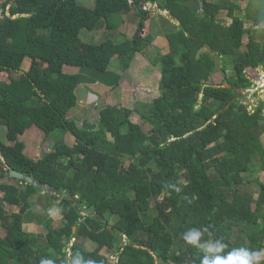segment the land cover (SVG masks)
I'll return each mask as SVG.
<instances>
[{
  "label": "trees",
  "instance_id": "trees-1",
  "mask_svg": "<svg viewBox=\"0 0 264 264\" xmlns=\"http://www.w3.org/2000/svg\"><path fill=\"white\" fill-rule=\"evenodd\" d=\"M131 1L94 0L93 8L78 0L1 5L9 6L14 18L0 20V127L6 129V142L0 138V181L10 179L8 168L50 191L43 197L41 188L13 179L0 184L5 204L18 207L9 213L0 203V264L42 259L65 264L77 253L110 264L101 252L113 251L116 242L122 246L116 264H200L203 253L182 238L189 229H207L200 243L220 239L227 246L224 254L239 247L264 250V183L254 176L264 171V87L252 113L239 100L253 86L245 69L264 73V0H236L245 3L244 19L230 0H143L157 3L178 23L165 33L169 51L158 59L159 95L138 111L148 129L109 105L94 124L79 127L67 116L78 103L81 74H66L64 68L104 74L114 64L124 73L156 36L84 45L82 30L95 31L102 22L115 31L133 9L143 17L138 1ZM223 11L226 17L220 19ZM245 20L254 28L246 29ZM204 48L229 59L222 69L233 70L226 87L209 84L215 62ZM26 59L30 67L23 72ZM32 127L45 139L68 134L74 144L59 141L53 151L31 159L20 137ZM243 174L254 176L257 198L235 189ZM36 195L40 204L48 201L41 213L33 211ZM55 206L63 226L52 230L47 208ZM34 222L47 230L41 247L23 230Z\"/></svg>",
  "mask_w": 264,
  "mask_h": 264
},
{
  "label": "rangeland",
  "instance_id": "rangeland-1",
  "mask_svg": "<svg viewBox=\"0 0 264 264\" xmlns=\"http://www.w3.org/2000/svg\"><path fill=\"white\" fill-rule=\"evenodd\" d=\"M5 1V0H0ZM212 2H221L224 0H210ZM232 3L240 7V11L236 12L240 18L244 19V8L245 3L238 2L236 0H230ZM78 2L87 7L93 8L94 0H78ZM142 6V10L145 11V15L142 17L137 14V10L123 14L125 19L124 25L117 28L115 31H107L104 23L99 22L95 31L88 32L82 30L80 38L85 46L91 47L94 44H100L106 38H109L117 43H122L126 39L133 38L136 34L143 38L150 34H155V38L148 47L143 49V53L137 54L131 64V67L124 73L119 72L114 64L110 67L107 73L101 74L94 70H85L72 67H65L64 71L66 74H81V82L78 83L76 87V96L78 103L74 109L68 114V119L73 120L77 123L79 127H82L86 124H94L97 121V114L99 110L105 106H115L119 109H123L127 112L129 119L135 124H142L138 114L143 112L144 108L142 104H150L153 99L158 97V85L161 77V66L158 63V59L161 55L169 51L168 40L165 36V33L173 32V27L171 25H178V23L170 16L168 12L160 11L157 8V3L154 4H139ZM147 9V10H146ZM153 15V17L151 16ZM226 12L223 11L220 15V19H225ZM151 18V22L148 28V22ZM133 19V22H132ZM122 20V18H121ZM122 24V23H121ZM246 29H253L254 27L250 22L245 20ZM149 33V34H148ZM248 42V36L244 38V45ZM261 45H264V41L260 42ZM202 53L209 54L215 62L214 72L211 76L209 82L210 85L216 87H226V77L232 75L233 70L232 66H227L225 74L222 72V69L226 68L228 65V60L224 58L221 60L215 53H212L209 49L204 48ZM115 59V57H114ZM25 60L22 64L21 70L23 71L26 67ZM43 68V66L41 65ZM245 74L252 81L253 86L249 90H245L240 93L239 100L240 105L245 106L248 111L251 113L254 111V108L258 105V102L263 99L262 88L264 87V73L261 68L252 69L246 68ZM4 80H8L5 76ZM144 130L148 129L147 125H143ZM6 129L0 127V138L2 141L6 142L5 138ZM56 134H52L51 138H44L43 133L38 130L36 127H32L30 130L20 137V139L25 143L26 150L25 153L31 159L37 160L43 154L49 153L54 150L57 143H65L68 146L74 144V139L72 136L66 134L61 137L59 140L56 138ZM54 137V138H52ZM264 142V135L262 136ZM0 157V168L2 167L3 162ZM259 163V162H258ZM127 166L128 163H125ZM6 169V168H5ZM262 183H264V171L254 175ZM254 176L243 174L244 178L243 184L241 186L235 187L238 193L242 196H248L251 198H257L258 194V185L252 182ZM3 182L11 183L10 179H5ZM23 189V187H21ZM44 190H42L41 195L45 197ZM39 195H36L33 200L36 202L33 211L36 213H41L43 207L46 206L47 200L38 202ZM3 199V193L0 191V203L7 209L9 213L18 212V207H11L5 204ZM154 201H151V210L150 214H154ZM47 212L53 219V223L50 225V229L56 230L63 226V222L58 214L57 206L47 208ZM23 230L31 236V239L39 245L43 246L45 243V235L47 230L38 223H25L23 225ZM76 230V227H74ZM0 235L3 236V230H0ZM32 241V242H33ZM73 240L70 241L69 246H71ZM34 244V243H33ZM34 246H36L34 244ZM119 242H116L115 249L113 251L103 250L101 253L109 258L110 264H116V251L121 249ZM247 247V246H246ZM67 251V250H66ZM264 259V250L262 252L261 260ZM260 260V261H261Z\"/></svg>",
  "mask_w": 264,
  "mask_h": 264
},
{
  "label": "clouds",
  "instance_id": "clouds-1",
  "mask_svg": "<svg viewBox=\"0 0 264 264\" xmlns=\"http://www.w3.org/2000/svg\"><path fill=\"white\" fill-rule=\"evenodd\" d=\"M142 3L143 1L138 2V4ZM204 231L207 229H189L182 237L186 244L203 253L200 264H259L262 256L261 251H250L248 248L239 247L224 254L227 246L220 239L201 244L200 239ZM40 264H55V262L52 259H42ZM65 264H95V261L85 260L82 255L77 253L70 256Z\"/></svg>",
  "mask_w": 264,
  "mask_h": 264
},
{
  "label": "water",
  "instance_id": "water-1",
  "mask_svg": "<svg viewBox=\"0 0 264 264\" xmlns=\"http://www.w3.org/2000/svg\"><path fill=\"white\" fill-rule=\"evenodd\" d=\"M137 1H138V2H141V1H143V0H137ZM199 1H200V0H199ZM201 7H202V6H201ZM4 171H5L6 175L8 176V178L13 179V180H15L16 182H20L21 184H25V185H32V186H34V187H36V188H41V189L44 190L45 192L50 191V188H48V187H41V186L39 185V183L35 182V181L30 177V175H24V174H21V173H19V172L14 171V170L8 169V168H6ZM65 196H66V195H65ZM87 214L90 215V216H94V217H96V216H95L96 214L94 213L93 210H88Z\"/></svg>",
  "mask_w": 264,
  "mask_h": 264
},
{
  "label": "built area",
  "instance_id": "built-area-1",
  "mask_svg": "<svg viewBox=\"0 0 264 264\" xmlns=\"http://www.w3.org/2000/svg\"><path fill=\"white\" fill-rule=\"evenodd\" d=\"M4 1H0V20H3V19H5V18H14V17H11L10 16V13H9V6H7L5 9H3L2 7H1V5H2V3H3ZM132 2H131V0L129 1V4H131Z\"/></svg>",
  "mask_w": 264,
  "mask_h": 264
},
{
  "label": "crops",
  "instance_id": "crops-1",
  "mask_svg": "<svg viewBox=\"0 0 264 264\" xmlns=\"http://www.w3.org/2000/svg\"><path fill=\"white\" fill-rule=\"evenodd\" d=\"M147 4H149V3L147 2ZM124 17H125V16H124ZM124 17H123V15L121 16V18H122V24H121L120 26L124 25V22H125ZM152 17H153V16H152ZM132 22H133V19H132ZM26 60H27V59H26ZM25 64H26V67H25V69L23 70V72H27V71L29 70V67H30V62H29V61H26ZM108 259H109V258H108Z\"/></svg>",
  "mask_w": 264,
  "mask_h": 264
},
{
  "label": "bare ground",
  "instance_id": "bare-ground-1",
  "mask_svg": "<svg viewBox=\"0 0 264 264\" xmlns=\"http://www.w3.org/2000/svg\"><path fill=\"white\" fill-rule=\"evenodd\" d=\"M144 4H147V3H143L142 5H144ZM142 7V6H141ZM147 10V9H146ZM73 240V239H72Z\"/></svg>",
  "mask_w": 264,
  "mask_h": 264
}]
</instances>
